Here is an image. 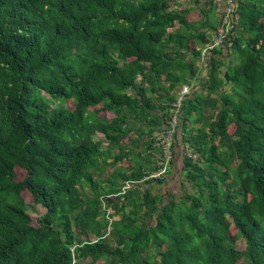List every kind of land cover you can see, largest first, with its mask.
<instances>
[{"label":"trees","instance_id":"obj_1","mask_svg":"<svg viewBox=\"0 0 264 264\" xmlns=\"http://www.w3.org/2000/svg\"><path fill=\"white\" fill-rule=\"evenodd\" d=\"M222 2L0 0V264H73L74 247L76 264H264V0H235L202 63ZM194 81L180 195L154 194L155 136ZM106 142L130 165L96 180Z\"/></svg>","mask_w":264,"mask_h":264},{"label":"built area","instance_id":"obj_2","mask_svg":"<svg viewBox=\"0 0 264 264\" xmlns=\"http://www.w3.org/2000/svg\"><path fill=\"white\" fill-rule=\"evenodd\" d=\"M221 25L218 27L214 36L211 39V42L204 48L202 52V63H205L207 59V55L209 52L214 50L215 48L221 47L227 38L231 35V33L235 30V0H223L221 4ZM196 85V81H194L190 85H184L181 91L178 94V100L174 105V111L171 118L167 122L166 128L156 134L155 142L156 146L160 148L161 156H160V168L153 172L150 176L146 177L144 180L149 179H164L168 176L170 169L172 168V163L174 159L173 148L175 143L176 134L178 131L179 123H180V110L183 103L184 98L188 95L194 86ZM136 182L127 181L121 188L118 195H125L130 189L134 187ZM116 196V195H114ZM110 212L107 211V219L111 220L109 217ZM73 253V264L77 263V259L74 255L75 247L71 249Z\"/></svg>","mask_w":264,"mask_h":264},{"label":"rangeland","instance_id":"obj_3","mask_svg":"<svg viewBox=\"0 0 264 264\" xmlns=\"http://www.w3.org/2000/svg\"><path fill=\"white\" fill-rule=\"evenodd\" d=\"M193 8L196 9V10L198 9V7H196V6H194ZM237 60L238 59L234 57V60L233 61L235 62ZM139 146L140 147H138V149H142V145H139ZM103 149H104V151L106 153L105 156H104V159L107 161V164L104 163V165H103V166L107 165V166H105L106 167V170L103 171L101 173V175H99V177H98L97 174H94V175H95V177H97L96 180L105 179L106 181H108L110 179V174L113 171H116V172L117 171H126V169L129 167L130 164L128 163V158L124 159L123 161H120V162H117V163H113L112 162V159H111V156L107 152L109 150V147L107 146V142L103 146ZM105 160H102L101 163L104 162ZM141 161L142 162H144V161L146 162L145 158H142ZM180 175L181 174H179V176L176 177L177 180H176L175 183L177 185L175 187H172V189H171V193H173V194H175L177 196H179L180 195V192H181V190L179 188L180 187V182L182 181ZM164 187H167L168 188V185L166 184L164 186L159 187L160 190H158V191L156 190L153 193L154 194H157V193L158 194H162V193L165 194ZM85 191L87 192V195H91L92 194L91 187L89 185H86L85 186ZM166 191H167V189H166ZM27 201H28V205H30L28 207V212L33 217L34 220H36L37 218H39L41 215H43L45 213V210L44 209H42L40 206L34 205L29 200V198H27ZM77 240H78V242L82 240V238L78 234H77ZM237 247L239 249H243V247H244L243 242L242 241H238ZM107 263H108V261H103V262H99L98 264H107ZM81 264H87V262L85 261V262H82Z\"/></svg>","mask_w":264,"mask_h":264},{"label":"crops","instance_id":"obj_4","mask_svg":"<svg viewBox=\"0 0 264 264\" xmlns=\"http://www.w3.org/2000/svg\"><path fill=\"white\" fill-rule=\"evenodd\" d=\"M198 65L200 66V63H198ZM208 77V70L207 69H203L201 70L200 72V78L203 80V79H206ZM179 168H181V166H178V168H173L172 169V174H169L167 177H166V184L168 185V188L167 187H164V192H166V189L169 190L171 192V189L172 187H175L177 184L175 183L176 180H177V176H179ZM178 173V174H177ZM171 179V180H170ZM165 184V185H166ZM172 184V185H171ZM163 194V193H162Z\"/></svg>","mask_w":264,"mask_h":264},{"label":"bare ground","instance_id":"obj_5","mask_svg":"<svg viewBox=\"0 0 264 264\" xmlns=\"http://www.w3.org/2000/svg\"><path fill=\"white\" fill-rule=\"evenodd\" d=\"M217 49H218V48H217ZM217 49H216V50H217Z\"/></svg>","mask_w":264,"mask_h":264}]
</instances>
